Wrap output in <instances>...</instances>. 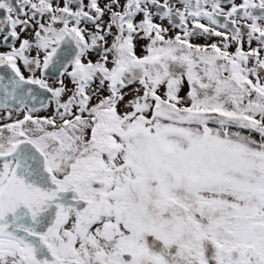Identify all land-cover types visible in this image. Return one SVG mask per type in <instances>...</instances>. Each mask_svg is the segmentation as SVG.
<instances>
[{
	"label": "snow or ice",
	"instance_id": "1",
	"mask_svg": "<svg viewBox=\"0 0 264 264\" xmlns=\"http://www.w3.org/2000/svg\"><path fill=\"white\" fill-rule=\"evenodd\" d=\"M0 48V264H264V0H0Z\"/></svg>",
	"mask_w": 264,
	"mask_h": 264
},
{
	"label": "flooded vegetation",
	"instance_id": "2",
	"mask_svg": "<svg viewBox=\"0 0 264 264\" xmlns=\"http://www.w3.org/2000/svg\"><path fill=\"white\" fill-rule=\"evenodd\" d=\"M102 2H103V0H102ZM199 42H201V43H202L203 41H199ZM3 50H5V49H2V48H0V51H3Z\"/></svg>",
	"mask_w": 264,
	"mask_h": 264
}]
</instances>
